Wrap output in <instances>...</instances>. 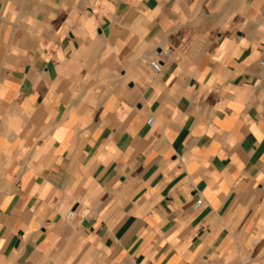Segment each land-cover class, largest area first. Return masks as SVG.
<instances>
[{"label": "crops", "instance_id": "crops-1", "mask_svg": "<svg viewBox=\"0 0 264 264\" xmlns=\"http://www.w3.org/2000/svg\"><path fill=\"white\" fill-rule=\"evenodd\" d=\"M262 61L264 0H0V264H264Z\"/></svg>", "mask_w": 264, "mask_h": 264}, {"label": "built area", "instance_id": "built-area-1", "mask_svg": "<svg viewBox=\"0 0 264 264\" xmlns=\"http://www.w3.org/2000/svg\"><path fill=\"white\" fill-rule=\"evenodd\" d=\"M261 63L264 66V61H262ZM149 65L153 69V71L156 72V73H159V72H161L163 70V63H162L161 59H159V58H152V59H150ZM148 123L150 125H153L155 123L154 117H150L148 119ZM203 203H204L203 197H201V196L198 197L196 199V201L194 202V204H193V209L196 210V209L200 208ZM73 214H74V211L73 210H70L67 213V215H66V219H71L72 216H73Z\"/></svg>", "mask_w": 264, "mask_h": 264}]
</instances>
